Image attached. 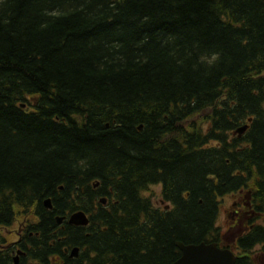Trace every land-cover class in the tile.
Masks as SVG:
<instances>
[{
  "label": "trees",
  "instance_id": "16d2710c",
  "mask_svg": "<svg viewBox=\"0 0 264 264\" xmlns=\"http://www.w3.org/2000/svg\"><path fill=\"white\" fill-rule=\"evenodd\" d=\"M154 184L167 212L143 195ZM241 191L262 224L235 264H255L264 0H0V264L15 220L47 243L54 216L79 211L73 245L100 264H168L176 242L208 243L216 199Z\"/></svg>",
  "mask_w": 264,
  "mask_h": 264
},
{
  "label": "flooded vegetation",
  "instance_id": "af4514ba",
  "mask_svg": "<svg viewBox=\"0 0 264 264\" xmlns=\"http://www.w3.org/2000/svg\"><path fill=\"white\" fill-rule=\"evenodd\" d=\"M156 191H159V196L155 195ZM245 192L248 193V191ZM243 194L244 193L241 191L239 193L225 194L218 197L216 199L218 203L216 225L213 229L214 231L211 238L208 239V243L200 241V243L189 245H199L201 243L216 244L221 250L231 251L235 256V263L239 257L245 256L250 258V253L245 254L243 251L242 243L243 240L250 235L253 227L252 225L261 226L262 221L255 212V205L250 202H245V200H243ZM143 195L145 198L149 199L150 207L153 210H157L159 213L167 212L171 207L162 200L161 185L159 184L150 185ZM244 199L249 201V198L247 197ZM106 204L107 202L105 200V203L101 205L104 206ZM45 209L52 211V205L49 209ZM113 212L114 211L106 210V214L108 215ZM94 213H96V211H94ZM120 213H122V211L117 210L115 214ZM72 214L68 213L62 216H54L57 229L51 230L52 233H50L52 237L47 243L41 241L40 238H36L39 237L37 232L33 233L30 231L32 229L29 227L33 225V222L30 219L25 218L15 220L12 225L7 228L9 234H4L10 241L5 247L15 250L12 253L13 264H91L92 262H94L92 264H100L102 258L97 256L95 252L87 249L86 246L81 247L73 245V242L80 238V234L88 229L89 219L88 215L84 213L88 220V224L86 226L73 225L69 222ZM220 220L221 222H219ZM218 223H222V225L220 226ZM250 223L252 225H249ZM13 225L16 226L14 230L11 229ZM31 228H33V226H31ZM28 231L29 233L27 237L26 232ZM89 231L91 232L89 233L87 231L84 233V236L86 238L89 237L91 241L101 240L103 242L110 236L106 232L105 227L95 228L92 226ZM116 234L119 236L118 233ZM29 239H31V241ZM262 245L263 243L256 244L251 250H249V252L253 254L255 264H264V253L261 252ZM16 256L18 259L15 262ZM174 256L175 254L172 255V257ZM180 256L181 252L179 251V256L168 264L176 262ZM110 260L112 261V256L110 257ZM106 264H109V262Z\"/></svg>",
  "mask_w": 264,
  "mask_h": 264
},
{
  "label": "water",
  "instance_id": "95a60500",
  "mask_svg": "<svg viewBox=\"0 0 264 264\" xmlns=\"http://www.w3.org/2000/svg\"><path fill=\"white\" fill-rule=\"evenodd\" d=\"M245 130L246 126L238 129L237 134L242 135ZM96 186L97 184L93 185V187ZM99 203L104 204L105 199H100ZM43 205L49 209L51 207L50 200H45ZM69 222L77 226H86L88 224L86 215L81 211L73 213ZM175 245L181 252V256L172 264H235L234 254L229 250L219 249L216 244L184 245L177 242ZM17 259L18 257L16 256L15 262Z\"/></svg>",
  "mask_w": 264,
  "mask_h": 264
},
{
  "label": "rangeland",
  "instance_id": "374dc122",
  "mask_svg": "<svg viewBox=\"0 0 264 264\" xmlns=\"http://www.w3.org/2000/svg\"><path fill=\"white\" fill-rule=\"evenodd\" d=\"M155 195H156V196H159V191H156ZM219 222H221V220H220ZM218 225H220V226H221V225H222V223H218ZM15 227H16V226H15V225H13V227H12L11 229H12V230H14V229H15ZM9 230H10V229H9Z\"/></svg>",
  "mask_w": 264,
  "mask_h": 264
}]
</instances>
